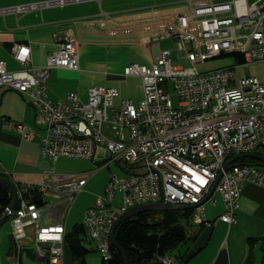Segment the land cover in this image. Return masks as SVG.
Returning a JSON list of instances; mask_svg holds the SVG:
<instances>
[{"label": "built area", "instance_id": "built-area-1", "mask_svg": "<svg viewBox=\"0 0 264 264\" xmlns=\"http://www.w3.org/2000/svg\"><path fill=\"white\" fill-rule=\"evenodd\" d=\"M87 0H56L9 8L27 13L54 5ZM106 23L102 24V27ZM200 32V36L198 35ZM176 40L189 66L176 64L171 50L161 52L151 67L133 64L126 77H140L139 103L120 99L113 87H92L87 100L76 92L64 99L50 98L48 80L55 69L80 71L79 44L73 34L58 39V50L45 65H32L29 48L14 44L10 52L23 65L10 70L0 61V90L18 92L36 111L42 128V154L55 164L61 159L92 160L96 169L81 174L45 173L39 184L13 182L17 208L11 224L25 223L22 234H12L15 248L10 264H24L27 251L46 264H66V220L93 175L109 169V180L96 204L85 213L83 225L102 260L112 259L111 235L121 215L149 204L193 205L189 221L203 220L215 194L224 203L220 220L238 222L240 200L246 184L264 189V168L242 163L225 171L228 162L243 154L264 156V80L237 68L264 63V0H209L190 6L176 16L157 40ZM189 44L190 46H187ZM233 56L237 65L201 73L196 65ZM175 98V100H174ZM24 140L36 137L22 123L9 122ZM102 157L103 163L97 164ZM118 165L120 177L111 169ZM223 176L211 194L219 175ZM122 202L115 205L117 194ZM25 211L35 212L28 222ZM56 222V230H45ZM44 248V255H35ZM157 264H180L177 254L158 255Z\"/></svg>", "mask_w": 264, "mask_h": 264}, {"label": "crops", "instance_id": "crops-1", "mask_svg": "<svg viewBox=\"0 0 264 264\" xmlns=\"http://www.w3.org/2000/svg\"><path fill=\"white\" fill-rule=\"evenodd\" d=\"M49 1L56 0H0V61L6 62L10 70L23 68V65L17 62L10 52L14 44H23L29 48L32 65L43 66L48 57L58 50V39L70 33L79 44L80 71L53 70L48 80L51 99L59 101L68 93L76 92L82 100L86 101L89 88H92L91 86L95 83L89 82L91 77L100 75L108 77L105 79L108 83L115 78L125 80L129 78L124 75V69L117 76L111 72H118V67L109 66L108 69L106 63L93 59L92 54L82 57L80 50L85 42L88 46L96 47L100 45V39L105 40L110 36L108 32L103 36H94L92 29L96 30V26L102 27L103 23H106L105 26H132L131 20L121 15L140 11V9L112 10L111 6H104L105 0H87L64 6L54 5L27 13H15L8 10L25 4ZM208 2L209 0H187L184 3L188 4L189 10L191 5ZM180 13L184 12L177 13L172 24L176 22V16ZM147 19L154 20L156 17ZM158 37L159 35L147 36L142 39V42L145 46H149L152 42L159 43L162 40H157ZM154 51L156 59L154 64H156L164 50L155 44ZM113 88L117 87L113 86ZM121 98L129 99L123 97L120 92ZM10 121L25 124L28 130L36 132V137L32 140H24L9 125ZM42 134V128L36 123V111L28 104L24 96L18 92L0 90V174L8 177L12 182L41 183L51 163L42 154ZM103 162L101 157L97 164ZM100 176L106 179L107 185L109 169L95 173L88 189ZM224 210L223 203L221 213L215 220L208 218L206 213L207 219L214 227V233L208 246L188 264H246L250 257L251 264H264V189L254 184L245 185L240 200L237 224L230 226L220 220ZM26 254V258L30 257L37 264H46L44 261L35 259L30 251ZM8 260L10 263L11 259L8 258Z\"/></svg>", "mask_w": 264, "mask_h": 264}, {"label": "rangeland", "instance_id": "rangeland-1", "mask_svg": "<svg viewBox=\"0 0 264 264\" xmlns=\"http://www.w3.org/2000/svg\"><path fill=\"white\" fill-rule=\"evenodd\" d=\"M185 1L187 0H105L104 6H111L112 10L140 9V11L121 15L125 16L126 19H130L132 26H96V30L92 29L94 36H103L107 32L110 36L105 40L100 39V45L96 47L88 46L85 42L80 50V55L83 57L84 55L92 54L91 57L93 59L106 63L108 69L110 68L109 66L118 67V72H111L118 76L123 69L125 72V68L133 64L153 65L156 62L154 45L158 44L161 50H171L174 63L189 66V62L181 54L183 46H181L178 41L170 39L162 40L159 43L152 42L149 46H145L142 42L144 37H154L155 35L160 36L163 34L169 27L168 25L174 22V16L177 13L186 12L188 10L189 6L187 3H184ZM250 1L253 2L254 0ZM148 17H156V19H147ZM152 24L154 26H152ZM198 35L200 36V32H198ZM187 46L190 45L187 44ZM236 65V59L233 56H228L199 63L196 65V68L201 73H207ZM243 73L247 75H257L264 80V63H256L245 68H237L236 76L238 80L243 76ZM107 78L108 77L101 75L95 76L91 77L89 82H95L91 87L115 86L120 90L123 97L132 99L136 104L141 101L143 97V84L140 77L132 76L127 80L115 78L114 81H110L111 83L105 80ZM111 168V170L120 177L124 175L118 165L113 164ZM95 169L96 165L92 160L66 158L61 159L55 164L49 163L46 173L59 175L81 174L84 172L90 173ZM105 186L106 179L100 176L93 186L91 185L89 189L87 187L77 196L66 220V229L68 232H71L76 225L83 224L85 221V213L96 204L100 196L104 195ZM214 200L217 201L215 206L211 203H208L206 206L207 216L211 220L216 219L223 207L222 199L219 195L215 194ZM121 202L122 195L118 193L115 205H119ZM201 223V220L189 222L186 225L188 235L192 236ZM12 228L11 218L9 217L0 228V264H10L8 258L12 260L13 251L9 255L10 237L14 233V228ZM88 244L93 252L87 257V264H101L102 256L97 252L95 244L90 240H88ZM190 247L191 243L187 242L174 252L177 255H185ZM24 264L37 263L30 259V257H27ZM66 264H75L69 245L66 248Z\"/></svg>", "mask_w": 264, "mask_h": 264}, {"label": "trees", "instance_id": "trees-1", "mask_svg": "<svg viewBox=\"0 0 264 264\" xmlns=\"http://www.w3.org/2000/svg\"><path fill=\"white\" fill-rule=\"evenodd\" d=\"M240 162L255 164L253 159H242ZM0 178H6L0 174ZM12 193L9 188L0 184V217L12 204ZM191 211H149L141 213L120 224L116 231L118 244L125 250L130 264H157L158 255H166L176 251L181 245L190 242L191 247L185 255H177L180 264H185L184 259L192 249L202 232L207 228L203 223L189 236L186 225L190 222ZM8 219V218H7ZM7 219L0 221V228ZM66 248L69 245L75 264H87V257L93 252L89 248L90 240L84 225H76L67 235ZM91 241V240H90ZM92 242V241H91ZM15 242L11 235L9 255L14 253ZM96 251V250H95ZM112 259L102 260V264H125L122 252L111 247ZM248 258L246 264H251Z\"/></svg>", "mask_w": 264, "mask_h": 264}, {"label": "water", "instance_id": "water-1", "mask_svg": "<svg viewBox=\"0 0 264 264\" xmlns=\"http://www.w3.org/2000/svg\"><path fill=\"white\" fill-rule=\"evenodd\" d=\"M249 158L257 161V163L255 165L264 168V156L258 155V154H243V155L237 156L234 160L228 162L225 166V171H228L230 168L236 167L237 165L242 164V163H238V164H234L232 166L233 162L239 161L242 159H249ZM222 176H223V173H221L219 175V178L216 182L215 187L213 188L211 194L208 196V198H206V200L204 202H206L210 197H212L214 195L215 190H216V186L219 184ZM0 184L7 186L9 188V190L11 191L12 197H13L12 204L7 209V211L0 217V221H1L2 219L9 218L11 213L14 212V210L17 206V191H16V187H15L14 183L11 180H8L6 178H0ZM193 208H195V206H193V205L176 206V205H172V204H149V205H145V206H139V207L132 208L129 211H127L126 213H124L123 215H121L120 218L118 219V221L115 223V225L113 227L112 235H111L112 246L119 249L122 252L124 259H125V264H130L129 258H128L125 250L118 244L117 239H116V231H117L118 227L120 226V224H122L126 220L133 218V217H135L141 213H144V212H149V211H186V210H190ZM213 233H214V227L213 226H208L207 228H205V230L202 232V234L200 235L198 240L193 245L192 249L186 255V257L184 259L185 264H188L194 257L197 256V254L199 252L203 251L208 246V244L212 238Z\"/></svg>", "mask_w": 264, "mask_h": 264}, {"label": "bare ground", "instance_id": "bare-ground-1", "mask_svg": "<svg viewBox=\"0 0 264 264\" xmlns=\"http://www.w3.org/2000/svg\"><path fill=\"white\" fill-rule=\"evenodd\" d=\"M25 218L28 220V222H35V212L25 211ZM201 221L203 222V220ZM12 226L14 228L13 234H22L25 230V223H17L16 225ZM45 230H56V222H45ZM35 255H44V248H35Z\"/></svg>", "mask_w": 264, "mask_h": 264}]
</instances>
